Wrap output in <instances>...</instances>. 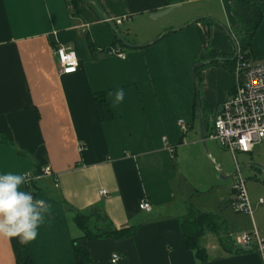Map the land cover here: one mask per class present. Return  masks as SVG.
Returning a JSON list of instances; mask_svg holds the SVG:
<instances>
[{"label":"crops","instance_id":"crops-1","mask_svg":"<svg viewBox=\"0 0 264 264\" xmlns=\"http://www.w3.org/2000/svg\"><path fill=\"white\" fill-rule=\"evenodd\" d=\"M93 1L112 20L123 19L116 25L127 42L142 46L118 42L88 0H0V134L6 137L0 141V172L38 173L46 165L53 171L20 186L49 208L36 238L25 245L32 264H78L74 240L88 252L85 264H264V246L261 252L256 242L243 246L228 234L220 208L232 205V186L234 197L227 202L220 203L216 191L211 195L219 171L201 140L193 75L198 61L235 54L239 1L262 12L247 51L251 61L264 62V0ZM61 45L78 54L73 73L59 69L54 49ZM112 45L126 57L107 54ZM235 67L236 62L215 61L198 71L207 141L218 145L209 135L221 103L234 92ZM116 89L124 90L119 103ZM96 95L105 99L103 108ZM257 145L238 153L254 160ZM231 173L224 171L225 179ZM256 182L250 201L260 217L246 213L253 227L244 232L257 231L264 241V203L259 202L264 184ZM194 192L197 199L212 198L192 200ZM144 199L150 212L139 208ZM92 210L107 220L97 219L96 225L136 226L134 234L84 236L75 215ZM194 212L210 213L217 221L198 239L205 259L188 246L182 231V222ZM20 246L15 238L0 237V264H15ZM242 247L248 250L235 252ZM115 252L118 262L111 261Z\"/></svg>","mask_w":264,"mask_h":264},{"label":"built area","instance_id":"built-area-1","mask_svg":"<svg viewBox=\"0 0 264 264\" xmlns=\"http://www.w3.org/2000/svg\"><path fill=\"white\" fill-rule=\"evenodd\" d=\"M123 19H115L120 24ZM57 56L59 69L62 73H73L77 70L79 57L71 45H61L54 49ZM106 53L119 58H125L126 52L120 46L112 45L106 49ZM236 85L234 92L220 105L214 117L213 130L210 138L217 141L236 157L238 152H250L255 145L264 139V62L253 63L245 58L240 51L236 57ZM183 129L186 124L179 121ZM236 159V158H235ZM25 183H32L45 177L52 176L53 171L49 165L43 167L38 173L24 172ZM232 189L235 193L232 206L236 211H243L252 215L253 209L245 180L241 175L234 180ZM106 189H101L100 194H106ZM264 203V199H259ZM139 208L150 212L152 205L149 200L140 201ZM243 246H249L256 242L258 249L263 251V240L257 231L242 232L235 239ZM121 259L119 253H113L112 262Z\"/></svg>","mask_w":264,"mask_h":264},{"label":"trees","instance_id":"trees-1","mask_svg":"<svg viewBox=\"0 0 264 264\" xmlns=\"http://www.w3.org/2000/svg\"><path fill=\"white\" fill-rule=\"evenodd\" d=\"M73 2V0H72ZM73 4V3H72ZM75 12V11H74ZM236 14L239 20L240 27L234 29L232 32L233 38L239 47L240 53L245 56V58L250 59L249 51L250 40L254 34L256 28L258 27L261 19L262 12L258 6L251 4L245 1H239L236 3ZM120 42V40H117ZM92 44V43H91ZM233 55L227 58H231ZM204 58L203 55L198 59ZM227 64H234L235 59H228L225 61ZM200 67L197 68L196 76L198 77V71ZM97 106L103 108L102 102H105V99L102 95H96ZM0 141H6V137L0 134ZM107 221L98 211L92 210L89 213L77 212L75 215V221L78 226L83 230L84 236L89 238H99V237H114L121 238L125 236H130L134 234L136 226H130L125 228H113L110 225L100 227L95 224L96 220ZM210 213H200L194 212L192 216H188L182 222V231L186 238L187 244L190 248L195 249L197 255L200 258L205 259V252L202 247L199 245V237L204 234L206 229H209L210 224L217 226V221ZM212 226V229L217 231V229ZM248 248H240L235 252H244ZM74 251L78 264H85L89 260L88 252L86 249L82 248L78 240H74ZM15 264H32L30 253L28 248L23 245L17 248L16 251V262Z\"/></svg>","mask_w":264,"mask_h":264},{"label":"clouds","instance_id":"clouds-1","mask_svg":"<svg viewBox=\"0 0 264 264\" xmlns=\"http://www.w3.org/2000/svg\"><path fill=\"white\" fill-rule=\"evenodd\" d=\"M123 98L124 90L116 89L115 102ZM24 181L23 173L0 172V237L15 238L21 245L36 238L37 228L49 213L45 200L35 199L31 192L20 189Z\"/></svg>","mask_w":264,"mask_h":264},{"label":"rangeland","instance_id":"rangeland-1","mask_svg":"<svg viewBox=\"0 0 264 264\" xmlns=\"http://www.w3.org/2000/svg\"><path fill=\"white\" fill-rule=\"evenodd\" d=\"M255 62L259 63V62H263V61H254L253 63H255ZM263 142H264V139H263ZM207 144H208L209 151L212 150L211 151L212 153L210 152V156H209L206 154V151H205V154L208 156V159L210 161H211V158L214 154L216 157V159H213L214 163H216V165L218 167H221L223 169V171H225V172H227V170L233 171L236 166H242V169L240 171H238L234 176L229 177L227 179L220 178L219 173H218V177L220 179L219 180L220 182L216 188L217 190H214L215 187L213 188L211 195L212 196L217 195L214 193L216 191V193H218V195L221 196L220 203H224V201L227 202V201H229L230 197H232V198L234 197V194H231V196H230L229 191H230V188H231L234 180H236L239 175H241L243 177V179L245 180V186H246L249 198H250L251 194L254 192V186L257 183L256 181H259V183L264 184V181H263L264 180V174H263L264 173V143L262 145L256 146L253 153L258 154V156L255 155L254 160L252 158L245 159L247 155L240 154V153L236 154V157H235L236 159H235L233 157V154H231L229 150L222 147L220 144L219 145L216 144L211 139H209L207 141ZM248 162H254L256 164H260L263 167L262 173L259 169H253L248 164ZM189 194H192L191 191L189 192ZM195 198L197 199V196H195V192H194V196H192L191 199L194 200ZM211 198L199 197L197 200L201 201V199L202 200H208ZM252 209H253V212H252L253 218L255 217L258 220V218L260 217V213L256 212L258 210H255L254 207H252ZM215 210H217V208ZM220 213L222 214V218L225 219L226 222H228V226L230 229L228 234L231 238L236 239L238 234H240L244 231L252 230V227H253L252 221H251L250 215L246 214V212L236 211L234 209V207L229 204V206H227L225 208H220ZM262 220H264V219L262 218ZM263 246H264V243H263Z\"/></svg>","mask_w":264,"mask_h":264},{"label":"water","instance_id":"water-1","mask_svg":"<svg viewBox=\"0 0 264 264\" xmlns=\"http://www.w3.org/2000/svg\"><path fill=\"white\" fill-rule=\"evenodd\" d=\"M90 1L101 13L102 15L104 16V18L110 23V25L112 26L113 30L115 31V33L117 34L118 36V39L120 41H122L123 43L129 45V46H135V47H139V46H142L140 44H130L129 42H127L124 37L122 36V34L120 33L116 23L114 22V20H112L104 11L103 9L101 8V6L93 1V0H88ZM175 5H171L161 11H158L156 13L153 14V17H158V16H162L164 15L165 13H167L168 11H170L172 8H174ZM218 24L220 26H222L228 34L231 35L229 29L227 27H225L224 25H222L221 23L218 22ZM183 26H178V27H175V29H180L182 28ZM171 29H167L166 31L164 32H167ZM236 43V42H235ZM238 52H239V47L238 45L236 44V52L235 54L231 57V58H227V57H223V56H215L213 58H210L208 59L207 61H198L194 66H193V75H194V79H195V84H196V103H197V113H198V118H199V125H200V132H201V140H202V143L204 145V148L206 150V153L207 155H209V149H208V145H207V137H206V127H205V122H204V112H203V108H202V105H201V100H200V93H199V89H198V80H197V76H196V71H197V68L204 65L205 63H212V62H215V61H226L228 59H235L238 55ZM249 165H253V164H256V163H248ZM260 167H262L260 164H256ZM218 171H219V177L222 178V179H225L226 178V175H224V171L221 167H218ZM242 169V166H236L234 168V170L232 171L231 174H229L228 176L229 177H232L234 176L238 171H240ZM264 174V173H263Z\"/></svg>","mask_w":264,"mask_h":264}]
</instances>
